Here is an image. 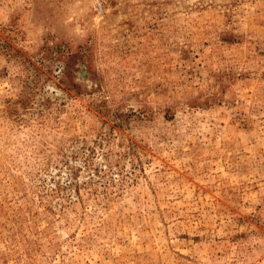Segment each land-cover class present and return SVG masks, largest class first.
<instances>
[{
  "label": "rangeland",
  "instance_id": "374dc122",
  "mask_svg": "<svg viewBox=\"0 0 264 264\" xmlns=\"http://www.w3.org/2000/svg\"><path fill=\"white\" fill-rule=\"evenodd\" d=\"M0 264H264V0H0Z\"/></svg>",
  "mask_w": 264,
  "mask_h": 264
},
{
  "label": "trees",
  "instance_id": "16d2710c",
  "mask_svg": "<svg viewBox=\"0 0 264 264\" xmlns=\"http://www.w3.org/2000/svg\"><path fill=\"white\" fill-rule=\"evenodd\" d=\"M4 47H5V49H3V52H8V50H9L10 47H9V46H7V47L4 46ZM6 48H8V49H6ZM70 58H71V59H74V56L72 55Z\"/></svg>",
  "mask_w": 264,
  "mask_h": 264
}]
</instances>
